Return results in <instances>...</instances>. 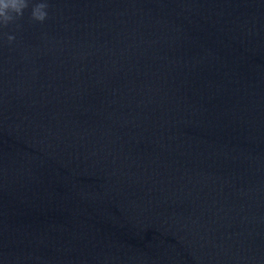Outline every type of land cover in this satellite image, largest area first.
Here are the masks:
<instances>
[{
    "label": "clouds",
    "instance_id": "obj_1",
    "mask_svg": "<svg viewBox=\"0 0 264 264\" xmlns=\"http://www.w3.org/2000/svg\"><path fill=\"white\" fill-rule=\"evenodd\" d=\"M49 0H0V30L10 25L20 27L25 13L33 22L43 23L48 18ZM8 43L15 40V35L6 34Z\"/></svg>",
    "mask_w": 264,
    "mask_h": 264
}]
</instances>
